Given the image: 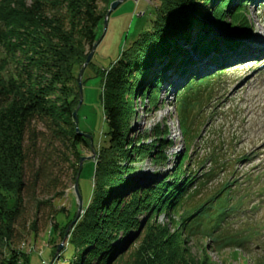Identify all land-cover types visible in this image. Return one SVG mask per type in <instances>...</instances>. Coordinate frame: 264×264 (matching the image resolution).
<instances>
[{
    "label": "trees",
    "instance_id": "obj_1",
    "mask_svg": "<svg viewBox=\"0 0 264 264\" xmlns=\"http://www.w3.org/2000/svg\"><path fill=\"white\" fill-rule=\"evenodd\" d=\"M98 1L105 4L102 10ZM111 1L0 0V264L27 263L33 251L20 248L23 231L18 221L24 211L23 192L44 170L42 158H49L45 151L58 150L60 156L66 151L74 157L75 182L81 144L91 150L89 139L75 132L77 75L98 39V25ZM158 1L152 28L123 47L103 71L101 97L107 132L102 142H92L91 196L68 233L72 255L59 261L65 244L59 255L54 252L56 264H216L207 254L208 245L220 250L246 238L228 229L227 217L241 208H236V181L227 176L234 172L231 161L245 160L247 154L228 153L223 130L219 133L212 112L204 111L211 95L220 91L226 71L203 75L208 68L195 69L191 56L206 57L222 45L207 36L208 20L223 26L222 43L227 47L237 45L236 36H248L245 4L249 0ZM211 60L219 65L216 56ZM90 64L91 60L87 67ZM164 84L176 90L173 106L183 137L181 152L176 154L168 152L173 141L165 121L138 130L131 139L137 113L134 95L149 98L156 108L163 102ZM36 118L48 129L44 146L37 143L42 133L30 126ZM171 156L173 167L158 169ZM36 159H41L40 168ZM149 163L155 168L152 177L140 178L138 172ZM217 173L225 179L206 188ZM78 189L81 193L79 183ZM51 199L38 203L52 208ZM58 211L64 208L53 209L50 218ZM159 212L169 213L166 220L156 219ZM74 218L75 213L59 230L61 239ZM56 228L54 221L46 229L48 242ZM30 232L37 233L34 221ZM130 237L132 241L121 248ZM191 245L196 246V253ZM252 261L264 264V256Z\"/></svg>",
    "mask_w": 264,
    "mask_h": 264
},
{
    "label": "rangeland",
    "instance_id": "obj_2",
    "mask_svg": "<svg viewBox=\"0 0 264 264\" xmlns=\"http://www.w3.org/2000/svg\"><path fill=\"white\" fill-rule=\"evenodd\" d=\"M158 5V0H123L98 25V38H102L91 58V64L84 69L82 102L77 112V126L81 132L91 136L92 142H102L107 132L101 97L103 71L115 62L123 47L137 39L144 31L152 28L153 22L156 20L154 8ZM104 6L103 2L98 1L99 10H102ZM245 6L249 22V35L236 36L237 45H232L231 48L224 43L218 47L215 56L219 66L215 70L226 72L221 76L220 91L211 95L212 99L209 104L205 105L204 111L210 110L214 115L212 122L219 127V133L223 130L224 145L227 152H234L235 154L245 152L247 154L245 160H237V158L231 161L230 165L233 164L234 172L227 176V178L236 181L233 182V188L238 189L235 192L236 208L247 209L257 204H261V208L252 213L236 211L227 217L228 229L237 230L241 233L238 236L245 235L246 238L241 244L234 242L223 246L220 250L208 245L207 254L216 264H243L244 259L247 260L246 264H254L253 257L261 258L264 256V70L257 75L253 65H251L254 59L260 58L262 60L264 58V44L256 53L247 50L254 39L264 41V0H249ZM226 18L228 19L229 16L227 15ZM210 21H207V36L217 38L219 43L222 42V38L226 37L223 26L213 25ZM191 58L193 57L191 56ZM204 58V56L196 57V61L193 60L195 69L200 67V63L203 61L208 62ZM251 73H254L252 75L253 78H256L255 82L248 81V75ZM224 91L226 92L225 95L222 94ZM133 100L137 113L131 139L138 133V130H144L155 123L165 121L170 127L169 138L173 141L168 152L171 154L180 153L183 137L173 102L166 98L155 108L150 105L149 98L143 100L139 94L134 95ZM30 126L42 133L37 143L39 146H44L43 140H49L48 129L45 124L36 118L33 119ZM232 133H234L233 136H237L236 141L232 139ZM26 137L27 134L24 140L25 145ZM80 149L83 157L92 155L91 150L86 145L81 144ZM49 151L50 149H47L44 154L48 155L49 158L45 160L44 157L42 158L45 163L44 170H40L38 179L23 192L24 211L22 218L18 221V227L21 232L23 231L20 241L23 242L19 246L26 252L31 249L33 251L28 253V262L20 264H45L47 261L54 260L55 256L52 257L56 250L55 244H60L63 241L58 232L75 213L76 200L72 193L75 159L66 151L63 156H60L58 150L56 152ZM38 163L40 168L42 166L41 159L35 160V164ZM174 163L175 158H171L164 168L158 167V169L168 171ZM93 171V159H85L82 162L78 181L83 203L91 196ZM154 171V166L149 163L138 172V176L151 178ZM27 178H30V172L26 168L25 179ZM212 178V181L206 186L208 189L215 186V182L224 180L225 175L217 173ZM55 193H62V195L55 196ZM46 198H52V208L48 203H38L40 199ZM60 207H63L64 211H58L55 217L50 218L53 209L56 210ZM166 213H157L156 219L166 220L169 215ZM32 221L35 222L37 228L35 236L30 232ZM54 221L57 223V228L51 231L52 242H48L46 229ZM132 238L126 239L121 248H125L126 244L132 241ZM204 241L206 244L210 243L208 240ZM18 243L20 242L18 241ZM65 244L66 247L64 248ZM191 247L192 252L196 253V246L191 245ZM62 248L64 249L60 252L63 259H59L61 263L68 260L73 252L72 247L67 246V239L63 242ZM235 250L238 252L237 254H234Z\"/></svg>",
    "mask_w": 264,
    "mask_h": 264
},
{
    "label": "water",
    "instance_id": "obj_3",
    "mask_svg": "<svg viewBox=\"0 0 264 264\" xmlns=\"http://www.w3.org/2000/svg\"><path fill=\"white\" fill-rule=\"evenodd\" d=\"M123 0H113L110 2L109 4V7L105 13V16L104 18L106 19L107 16L109 15V13L119 4L121 3ZM106 22V21H105ZM106 25V24H105ZM102 37H99L97 39V41L92 45V48L91 50L88 52L87 56H86V59L82 65V67L80 68L79 72H78V75H77V83H78V88H79V100H78V104L76 106V108L74 109L73 111V117H74V124H75V132L78 136L80 137H83V138H88L89 141H90V148H91V151H92V155L91 156H85V157H80L79 159V170H78V174H77V177H76V180L74 182V185H73V195L75 196V200H76V209H75V218L72 220V222H70L67 227H66V230H65V233H64V236H63V241L57 245V248H56V254H58L63 248V242L67 239L68 237V233H69V230L70 228L73 226V224L78 220L80 214L82 213V207H83V201H82V196L79 192V189H78V182H77V179L79 177V174H80V170H81V166H82V162L87 159V158H92L94 159L95 158V152L93 151V146H92V138L89 134H86L84 132H81L77 126V112H78V109L81 105V102H82V74H83V71L84 69L87 67L88 63L90 62L92 56H93V53L98 45V43L100 42Z\"/></svg>",
    "mask_w": 264,
    "mask_h": 264
},
{
    "label": "bare ground",
    "instance_id": "obj_4",
    "mask_svg": "<svg viewBox=\"0 0 264 264\" xmlns=\"http://www.w3.org/2000/svg\"><path fill=\"white\" fill-rule=\"evenodd\" d=\"M263 44H264V41H263V40H260V39H254V40L252 41L251 46L248 47L247 50H248L249 52L256 53L255 50H256V49L258 50V49L262 48Z\"/></svg>",
    "mask_w": 264,
    "mask_h": 264
},
{
    "label": "built area",
    "instance_id": "obj_5",
    "mask_svg": "<svg viewBox=\"0 0 264 264\" xmlns=\"http://www.w3.org/2000/svg\"><path fill=\"white\" fill-rule=\"evenodd\" d=\"M47 245V244H46ZM32 250V249H31ZM59 255V254H58ZM58 258V257H57ZM56 261H55V259L54 260H52V261H47L45 264H56L55 263Z\"/></svg>",
    "mask_w": 264,
    "mask_h": 264
}]
</instances>
